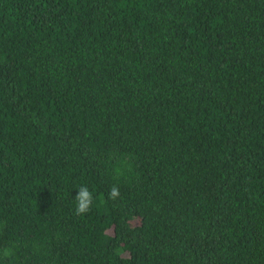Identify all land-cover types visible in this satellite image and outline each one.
<instances>
[{
  "label": "trees",
  "instance_id": "1",
  "mask_svg": "<svg viewBox=\"0 0 264 264\" xmlns=\"http://www.w3.org/2000/svg\"><path fill=\"white\" fill-rule=\"evenodd\" d=\"M0 264H264V0H0Z\"/></svg>",
  "mask_w": 264,
  "mask_h": 264
},
{
  "label": "clouds",
  "instance_id": "2",
  "mask_svg": "<svg viewBox=\"0 0 264 264\" xmlns=\"http://www.w3.org/2000/svg\"><path fill=\"white\" fill-rule=\"evenodd\" d=\"M120 191L117 186H113L109 191V199L115 200L119 198ZM76 209L75 214L77 216L87 214L93 204V193L89 190L87 186H81L77 190L75 196Z\"/></svg>",
  "mask_w": 264,
  "mask_h": 264
}]
</instances>
